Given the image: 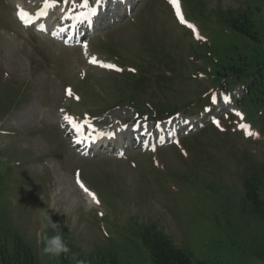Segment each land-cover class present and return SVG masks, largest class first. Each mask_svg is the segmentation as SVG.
<instances>
[{
  "label": "rangeland",
  "instance_id": "374dc122",
  "mask_svg": "<svg viewBox=\"0 0 264 264\" xmlns=\"http://www.w3.org/2000/svg\"><path fill=\"white\" fill-rule=\"evenodd\" d=\"M59 1L69 19L97 3L0 0V236L8 247L20 238L38 264H154L148 239L163 233L192 264H264V205L245 187L252 181L264 202L263 120L235 103L244 84L225 70L250 64L257 50L264 57V0H180L188 23L170 0H128L131 9L99 22L83 49L17 18L20 7L49 12ZM227 13L248 17L259 42L228 30ZM226 94L233 102L222 101ZM65 115L119 131L136 124L147 129L142 146L153 134L145 150L85 155L71 147L67 133L79 132ZM185 119L193 128L163 142V126ZM75 176L99 203L83 201ZM48 217L68 254L43 252L44 235L55 234Z\"/></svg>",
  "mask_w": 264,
  "mask_h": 264
},
{
  "label": "trees",
  "instance_id": "16d2710c",
  "mask_svg": "<svg viewBox=\"0 0 264 264\" xmlns=\"http://www.w3.org/2000/svg\"><path fill=\"white\" fill-rule=\"evenodd\" d=\"M224 19L231 32L239 34L252 43L259 42V34L254 30L253 23L248 17L242 16V14L230 17L227 13ZM259 53L260 51L257 50L250 64L242 60V65L239 68L237 64L241 61H233L229 66H225V70L230 80L243 82L245 97L242 102H248L251 111L252 107H255L258 114L260 112L259 119L262 121V119L264 120V57L260 59ZM220 75L223 76V74ZM227 83L223 80L222 87L227 88ZM253 184L250 180L245 182L247 198L253 203L264 205V202L258 197V188L253 187ZM148 243L154 264H192L191 255L175 246L163 233H155L153 238L148 239ZM0 261L2 264H38L33 251L18 237L14 238L13 248L10 249L0 236ZM112 263L116 264L114 261Z\"/></svg>",
  "mask_w": 264,
  "mask_h": 264
},
{
  "label": "bare ground",
  "instance_id": "6f19581e",
  "mask_svg": "<svg viewBox=\"0 0 264 264\" xmlns=\"http://www.w3.org/2000/svg\"><path fill=\"white\" fill-rule=\"evenodd\" d=\"M127 3H128L127 0H120V1H119V4H117V5L115 6V8L120 7V6L122 7V6H124V5H127ZM20 9H23V10H25L26 12L31 11L30 8H22V7H20ZM63 9H64V7L61 6L60 8H58V9L56 10V12H57L58 14H60V16H61V14H62V12H63ZM105 11L108 12L109 9L106 8ZM47 14H48V15L44 16V21H47V20L49 19V22H50V23H49V24H50V28H49V30L52 31L53 26L55 27L56 22L60 20V16L57 15V14H55L52 10H51V12H48ZM56 16H58V17H56ZM53 24H54V25H53ZM78 24L81 25V26H83V24H80L79 22H78ZM52 25H53V26H52ZM50 39H51V38H50ZM33 119H34V118H33ZM86 127H87V128L85 129V132H86V133H88L89 135H94V134H98V135H100V136H101L100 139H103V143H104V144H106V143L108 142V140L111 139L110 136L113 137V135L116 134V135L119 137V134H120V132H119V130H118L117 128H115V129H110V127H109V128H105V127L100 128V127H95V126H93V127H89L88 125H87ZM165 127H166V129H169L171 126L166 125ZM122 135H125V133L122 134ZM130 135H133V134H130ZM144 135H145V132H140V133L138 134V139H139V140H142ZM100 139L98 140V142H99L98 144H101ZM117 139H118V138H117ZM138 139H136V140H138ZM101 141H102V140H101ZM134 143L137 144V141L134 142ZM131 146H132V145H131ZM123 149H124L123 145H122V144L119 145V152L123 151ZM58 185H59V184H58ZM74 185L76 186V190L78 191V193H79V195L81 196V198L83 199V201H84L86 204H88V203L91 201V198H90V194H89V192L84 191V189L81 188L80 183H78V182H77V183H74Z\"/></svg>",
  "mask_w": 264,
  "mask_h": 264
},
{
  "label": "snow or ice",
  "instance_id": "6c2138e0",
  "mask_svg": "<svg viewBox=\"0 0 264 264\" xmlns=\"http://www.w3.org/2000/svg\"><path fill=\"white\" fill-rule=\"evenodd\" d=\"M97 2H99V0H97ZM44 3H45V7H47V6H48V0H44ZM65 3H67V0H65ZM87 3H88V0H85V5H87ZM170 4H172V5L175 6L176 15L179 17L180 22H181V23H188V22L185 20L183 14H182V12H181L180 0H170ZM93 12H95V9H93ZM42 14H43V13H42ZM17 15H18V17H19L22 21H25L26 18L29 16V13L26 12L25 10H23V9H19ZM188 27H189V28H193V29H195V26L192 25V24H188ZM197 39L203 40V39H205V38H204L203 36H200V35L197 33ZM85 47H87V46H85ZM90 62L93 63V64L98 63V61L96 60L95 57H92L91 60H90ZM105 66L108 67V68H115V67H116V66L113 65V64H107V65H105ZM66 93H67V95L70 96V97L73 96V92H72V89H71V88L66 89ZM75 99L78 100L79 97L77 96V97H75ZM213 102H215V99H213ZM61 111L63 112V109H62ZM236 114H237L238 116H240L241 118L243 117V114H242V113H236ZM63 118H64L66 121H68V122L72 125V127L75 129V131H77V132H82L83 127H84V124H88L89 127H92V125L90 124V122H89L87 119H85V121H84L83 123H79V122H77L76 119H75L73 116H71V115H65ZM216 123H217V125H219V121H216ZM240 126H241V127H245V125H240ZM248 134L251 135V133H248ZM77 182L80 183V186H81V188L84 189V191L89 192V194L92 196L93 200H95L97 203H99V200H98V198L96 197V194H95V193H91L90 190L87 189V188L83 185V183L80 182L79 179H78Z\"/></svg>",
  "mask_w": 264,
  "mask_h": 264
},
{
  "label": "clouds",
  "instance_id": "9594fccd",
  "mask_svg": "<svg viewBox=\"0 0 264 264\" xmlns=\"http://www.w3.org/2000/svg\"><path fill=\"white\" fill-rule=\"evenodd\" d=\"M50 226L55 231L54 235H44L43 237V252L51 256H61L62 254H68L70 248L64 240L61 234L60 226L51 221V218H47Z\"/></svg>",
  "mask_w": 264,
  "mask_h": 264
}]
</instances>
